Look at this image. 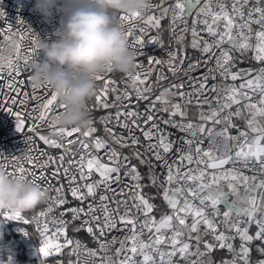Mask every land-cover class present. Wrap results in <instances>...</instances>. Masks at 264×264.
<instances>
[{
    "label": "snow or ice",
    "instance_id": "snow-or-ice-1",
    "mask_svg": "<svg viewBox=\"0 0 264 264\" xmlns=\"http://www.w3.org/2000/svg\"><path fill=\"white\" fill-rule=\"evenodd\" d=\"M163 2L164 0H161L159 4L150 2L147 7V10L159 8V16L152 14L145 18L144 13L140 12L119 15L120 27L128 38H132L129 39L130 48L137 57H140L145 54L143 49L146 43H160L159 37L152 36L147 40L146 37L150 28H160L161 21L168 15L169 9H171V31L175 33L179 24H183L184 27L180 28V32L187 33L189 28L185 16L192 15V10L195 9L196 19L193 20L191 27L190 46L199 50L202 57L189 62L183 69L182 65L186 57H181L177 51H170L166 61L149 57L147 70L143 69L142 63H136L137 71L126 74L131 82L133 93L125 89L111 102L108 100L109 94L116 93L118 90L112 87L115 81L107 78L112 72L108 69L95 77L96 81H103V85L95 90L96 104L93 108L87 106L89 113L99 107L117 108L114 116L109 114L106 117H100V122L105 124V131L110 134L114 144L119 145L120 148H131L133 157L140 164L148 166L150 186L157 187L158 180L153 173V168L156 166L153 160L167 170L166 179L161 180L158 187L162 191L163 200L171 209V214L165 213L159 220L151 215L156 206L151 202L153 198L143 194L144 188L149 185L141 183L144 177L138 167L131 164L129 156L122 155L120 151L112 147L108 140L95 135L97 128L94 126L93 119H90L87 129L57 126L55 117L64 109V106L59 103L57 93L47 85L39 89L42 92L41 95H37L38 89L31 86V98L38 103L27 113L13 111L12 107L5 103L10 101L12 106L25 105L30 95V92L25 90L28 87L26 80L29 81L30 65L38 53L35 47L29 48L24 43L23 35L20 42H17L11 30L7 35L0 34V97H2L0 109L7 108L9 113L15 116L18 132L34 133L45 145L64 149V154L57 157L49 156L46 152L33 157L30 155L33 149L29 148V155L24 159L32 165V168L26 169L24 163L14 157L11 161L12 170L8 171L14 178L19 176L38 187H40L38 181H43L47 185L42 190L44 197L48 196L50 190L56 193L54 198L48 196L52 202L45 210L34 215L31 221L18 211L0 212V217L5 221L17 220L24 224L30 222L37 224L40 235L43 237L41 246L38 248L41 257H50L53 254L52 249L59 253L63 248H70L69 255H75L76 261L70 260L69 264H78L81 255L86 257L83 264H179L174 260L178 254L185 264H213L210 253L214 248L219 247L227 249L232 254L231 260H224L221 264H250V246L254 241L261 242L256 251L264 255V178L258 179L255 174L259 173L264 177V66L258 69L237 68L236 71H232L237 66L231 54L235 50L243 56L251 51L252 58L264 65V6H260V0H256V6L249 7L245 13L243 9L249 5L250 0H233L230 13L225 0H215V7L213 0H204L203 3L201 0H195V2L175 0V3L168 7H163ZM0 16H3L2 11ZM198 22L204 25L200 31L196 26ZM221 22H223L222 27ZM254 24L258 25V29H253ZM201 31H206L215 39L210 43L201 37ZM184 38V35L177 36L176 43L183 47ZM30 43L35 44V40H31ZM225 44L230 47L225 48ZM6 48H11L15 56L13 57L11 53L4 55ZM214 49H219V55ZM210 61L214 62V67H207ZM152 64H166L168 71L173 75L183 71L185 76H189V73L200 68H206V72H201L198 77L189 76L191 83L188 86L193 89L192 92L183 91L185 84L182 82L171 85L152 99L151 84L145 86L151 74ZM160 73L157 75L158 81L167 78L163 75V69H160ZM217 75L222 81L230 78L233 82L238 79L242 82L238 86L235 83L209 85L208 81H215ZM4 87L7 88V92L3 91ZM172 89L178 91L172 92ZM208 91L216 93L215 106L206 95ZM168 92L178 96L182 103L169 100L165 95ZM193 98L199 108V123L188 119L187 106L193 103ZM142 101L147 103L144 110L140 111L139 103ZM157 103L160 104L159 108L156 106ZM204 104L209 106L207 111L203 110ZM160 113H167L169 118H163ZM177 116L180 117L179 120L175 119ZM234 117L245 121V129L239 128L234 123ZM113 119L121 128L127 130V136L116 134L112 127H107ZM29 120L31 126H28ZM209 122L212 127H208ZM221 124L223 127L216 130L215 125ZM45 127L49 129L48 134L39 131ZM133 128L139 130L144 141L148 142L143 152L140 150V147H143L142 141ZM168 128L185 134L178 137L179 145L177 140L172 139L173 133L168 131ZM232 128L237 129L236 135L230 134ZM205 134L209 140L207 148L203 147L204 141L199 138ZM28 139L35 144L33 137L29 136ZM74 144H79L86 152L80 155L79 160H68V167H65V156L76 155L70 147ZM233 147L237 149L235 160L232 155ZM174 149L175 153H173ZM101 150H103V157L100 155ZM168 154L174 155L171 163L167 158ZM39 157H47V159L40 163ZM7 161V157H3L0 161V168L6 171ZM194 163L198 166L203 164L204 167L195 169L187 167ZM229 163L243 164L244 168L254 174L245 175L235 166L226 169L224 166ZM52 164L56 165V169L51 175L58 177L62 172L68 181L67 190L70 191L72 198L80 202L79 206L67 209L71 212L73 221L81 220L80 227L73 230L79 232L82 228L86 229L98 245L96 249L87 248L79 239L68 237L67 228L70 222L66 220H59L55 230L49 234L47 218L53 211V204L59 206L67 203L64 198V185L53 186L50 178L44 174L47 167ZM73 164L77 166L79 178L71 174ZM37 168L41 170L40 175L36 174ZM209 169L213 171H208ZM122 170L125 177L135 182L132 185H125L131 193V196L125 199L118 198L127 195L123 189L117 191L112 187L113 184L121 183ZM94 173L98 174V180L92 179ZM189 183L192 186L186 187ZM241 187L243 195H241ZM230 195L235 197L231 202L228 201ZM89 198L91 202H88ZM129 199L132 201L131 206H129ZM196 201H199V204ZM220 204H224L226 210L221 211ZM61 215L63 216L64 213ZM233 215L237 218L234 221ZM217 217L223 218V223L230 231H234V235L218 231ZM41 218L45 220L43 227H40ZM189 218L190 224L187 222ZM201 225H203V234H201ZM253 225L257 230L254 234H250V228ZM113 231L125 234L122 238L111 236L109 239ZM169 231L171 235H168ZM146 233L147 240L143 239ZM209 233L214 237L215 243H209L203 239V236ZM185 236L188 240L183 239ZM236 237L240 240L238 250L232 242ZM61 239L63 243H54ZM191 240L196 242L195 252L191 251ZM201 243L205 251L200 250ZM117 244L119 247L115 248L114 258L109 253ZM160 245H170V250L162 249ZM193 255L197 257L196 260L190 259ZM121 256L123 258H120ZM137 256L142 257V260L138 261ZM157 256L159 261L156 259ZM206 256L208 258L204 259ZM41 264H44L43 260ZM256 264H264V259L258 260Z\"/></svg>",
    "mask_w": 264,
    "mask_h": 264
},
{
    "label": "built area",
    "instance_id": "built-area-1",
    "mask_svg": "<svg viewBox=\"0 0 264 264\" xmlns=\"http://www.w3.org/2000/svg\"><path fill=\"white\" fill-rule=\"evenodd\" d=\"M152 4H159L161 0H150ZM195 2V0H193ZM204 0H201V3H203ZM228 10L231 13V5L233 0H225ZM35 3L36 0H0V11L3 12V16H0V34L7 35L9 33V30H11L12 33H14V38L16 39L17 42H20V38L23 35L24 37V43L28 45L29 48L35 47V44H31V40H36L37 36L42 39V40H48V42H52L58 37L56 36V29L60 25V19H61V13L57 12L55 9L52 10V19L49 21H45L43 15L35 10ZM175 3V0H164L163 2V7H168L169 5H172ZM213 5L215 7V0H213ZM256 6V0H250V3L247 7H245L243 10L245 13H247L249 7ZM260 6H264V0H260ZM199 7V6H198ZM218 10V9H217ZM196 10H192V15H186L185 19H187L188 23V28L189 31L187 33H181L180 28H183V24H179L177 27V30L175 33L171 31L170 24H171V9H169L168 15L162 19L161 21V26L158 29H149L146 40L150 39L152 36L159 37L160 43H146L145 47L143 49L144 55L137 57V63H142L143 64V69L147 70L149 69V57H154L155 59H160L166 61L168 59V53L170 51H177L178 55L181 57H186L184 59V64L182 65V69L186 68L189 64V62H194L197 59H200L202 57V53L199 50L191 48V27L193 20L196 19L195 16ZM155 14L157 16L160 15V9L159 8H154L151 10H147L144 13L145 18L148 15ZM119 15L122 14H117V18ZM119 21V20H118ZM223 22H221V27H222ZM197 30L200 31L201 29L204 28V25L202 23H197ZM253 29H258V25H252ZM137 34L138 31H137ZM179 35H184V41H183V47L180 44L176 43V37ZM201 37L203 39L208 40L210 43L212 42L214 37H210L206 31H201L200 32ZM130 40L132 38H129ZM254 42V41H253ZM225 48H229L230 45L225 44ZM216 51L217 55H219V49H214ZM9 53L12 54V56H15L14 52H11L9 48H6L4 55H8ZM232 56L234 58V61L236 63L235 68L232 69V71H236L237 68L239 69H258L261 66L258 62H256L252 57L253 53L251 51L245 53L243 56H241V53L238 51L233 50L232 51ZM36 60L42 61L44 59V55L42 52H38V54L35 57ZM207 67H214V62L210 61ZM160 69H163V75H165L167 78L164 80H157V75L161 74ZM137 71V69L134 70V72ZM201 72H206V68H200L195 72L189 73V76L191 77H198ZM28 75H31V72L29 70ZM253 75H255V72H253ZM189 76H185L183 71L177 72L176 75H173L171 72L168 71V66L166 64L162 65H156L152 64L151 65V74L149 76V80L147 81V84H151L152 89H153V96L152 99H155L156 95H159L162 91L165 89H168L171 87L173 84H180L184 83L185 87L182 89L185 92H192L193 89L190 88L188 85L191 83L189 80ZM108 79L114 80L115 83L112 85V87H115L118 91L116 93H110L108 100L111 102L115 100V96L119 94L120 92H123L125 89H127L130 93H133V89L131 87V82L127 79V75L117 72V71H112L110 74L107 76ZM242 82V80L238 79L237 81L233 82L229 78L227 81H222L219 75H217V79L215 81L209 80L208 84H220V83H226V84H233L235 83L237 86ZM6 84V81H5ZM26 84L28 87L25 89L26 91L30 92L29 97L26 99L25 105H20L17 104L15 106H12L10 101H5L6 104H8L9 107H12L13 111H22L23 113H27L31 111L32 108L36 106L38 103L37 100H34L31 98V85L29 81L26 80ZM103 81H97L96 88L102 87ZM198 87V84L196 85ZM4 92H7V88H3ZM178 91L177 89H172V92ZM37 95H41L42 92L38 89L37 90ZM165 95L168 97L169 100L172 102H181L180 98L178 96H173L170 92L165 93ZM207 97L209 100L212 101V105L215 106V99L214 97L216 96L215 92L208 91L206 93ZM2 98V97H0ZM258 98V96H257ZM21 99H25L24 97H21ZM92 101H95V96L91 99ZM135 103V100L133 99V104ZM147 102H140L139 103V110L143 111L145 108V104ZM95 104H92L88 102V107L93 108ZM157 108L160 107V104L157 103ZM188 106L194 107L196 110V116L194 118H190L188 116V119L193 120L194 122L199 123L198 120V112L199 108L196 105L195 98H193V103L189 104ZM208 104L203 105V110L207 111L208 110ZM235 108V106H234ZM234 110V109H233ZM117 108H108L104 109L102 107L99 108H94L93 111L90 112V118L94 120V126L97 128V132L95 133L96 136L103 137L105 140H108L109 144L112 147H115L118 151L122 153V155H127L131 159V164L136 165V159L133 157V150L131 148H120L119 145H116L112 142L110 138V134L105 131V124L100 122V117H106L109 114H114L116 113ZM189 114V113H188ZM247 115V113H244ZM163 118L167 119L168 114L167 113H160ZM123 120V117L121 118ZM175 119L179 120L180 117H175ZM234 123H236L239 128L245 129V121L241 120L239 118H233ZM130 123V121H129ZM28 126H31V121H28ZM107 127H112L114 129V133L116 134H123L124 136L128 135L127 130L121 128L118 124H116L115 119H113L110 123L107 124ZM161 127H166L164 125H161ZM208 127H212L211 122L208 123ZM223 125H215V129L219 130ZM43 134H48L49 129L47 127L43 129H39ZM133 131L137 136L140 137L143 147H140V150L143 152L145 151V148L147 146V141H144L142 134L139 132V130L133 128ZM168 131L173 133L172 139L177 140V144L179 145V140L178 137H182L185 134L178 132L176 129L173 128H168ZM230 134L231 135H236L237 134V129L232 128L230 129ZM251 135V134H250ZM31 136L35 140V144H33L28 137ZM200 139H203L204 144L203 147L207 148L209 144V140L207 138V135L205 134L204 136L199 137ZM230 143H237V142H230ZM73 151L76 152L75 156L72 155H66L65 156V167H68L67 161L68 160H79L80 155L84 154L86 150L82 149L79 144H74L70 146ZM32 148L33 151L30 153L31 156L37 157L39 153L41 152H46L49 156L57 157L61 154H64V149H57V148H52L49 145H45L43 141L39 140V137L36 136L34 133H29L27 131L25 132H18L16 130V120L15 116L11 115L7 108L0 109V156L7 157L8 158V168L7 171L12 170V163L11 161L13 158H19L23 163L24 167L26 169H31L32 165L27 163V161L24 159L25 156L29 155L28 149ZM237 149L235 147L232 148V155H233V160H235V151ZM173 153H175V149L173 150ZM100 155L103 157V150H101ZM150 155V154H148ZM178 155V154H175ZM3 157H0V161L3 160ZM147 158V156L145 157ZM168 160L169 163L172 162L174 159L173 154H168ZM47 157H39V162L43 163L44 160H46ZM205 159H207L205 157ZM104 161L106 162V157L104 158ZM121 163H123V160H121ZM154 165H156L153 168V173L156 175L158 178L157 180V186L159 185V182L161 180L166 179L167 175V170L164 168H161L159 166V162H156L153 160ZM235 166L236 168L242 170L245 175H253L254 173L252 171H248V169L244 168L243 164L236 163L233 165V163H229L225 165L224 167L226 169L232 168ZM189 168H203L204 165H196L191 164L187 165ZM77 166L73 164L71 166V174L77 175V178H79V173L76 170ZM56 165L52 164L47 167L45 170V175H47L53 186L59 187L61 184L64 185L65 187V196L64 198L67 200V203L65 205H55L53 204V211L49 214L47 218V223L49 226V234L55 230L56 223L59 220H66L69 221V225L67 228V235L70 238L74 239H79L82 244H84L87 248L91 249H96L98 245L94 242L92 236L87 233L86 229H81L79 232H75L73 229L80 227L81 225V220H72V214L71 212H68L67 209L72 208V207H77L79 206L80 202L76 201L74 198H72L70 191L67 190V185L68 181L67 178L61 174L58 177H53L51 174L55 171ZM208 171H213L209 169ZM41 170L39 168L36 169V174L40 175ZM257 175V178H264L262 177L259 173H255ZM121 183L119 185L113 184L112 187L117 189L119 191L120 189H123L124 192L127 194L125 197H118L120 199H125L131 196V193L129 192V189L125 187V185H132L135 182L132 181L129 177H125L123 174V170L121 171ZM31 179V177H29ZM93 180H98L99 176L98 174L94 173L92 176ZM40 183V188L43 190L45 187H47L46 184L43 183V181H38ZM83 183V182H82ZM183 183V181H181ZM192 184L189 183L186 185V187H191ZM161 190V189H160ZM225 191H227V188H225ZM144 194V193H143ZM162 194V191H161ZM98 195H99V190H98ZM108 195H112V193H108ZM48 196L50 197H55L56 193L54 191H49ZM48 196L44 198V201L39 204L37 207L30 211H26L21 213L26 219L31 221V218L34 215H38V213L41 210H45L48 207V204L51 203L52 201L49 200ZM98 198V197H97ZM91 202V198H89V201ZM197 204H199V201H196ZM132 201L129 199V206H131ZM221 211L226 210V207L224 204L219 205ZM4 211H9V210H0V212ZM133 212L135 213V210L133 209ZM61 213H64L62 216ZM168 214H171V209L169 208ZM237 218L235 215L232 217V220H236ZM246 219V218H245ZM189 224L191 223V219L187 221ZM216 222L218 223V231H225L227 235H234V231H230L228 229V226L223 223V218L222 217H217ZM45 223L44 218H41L40 221V227H43V224ZM255 225H253L250 228V234H254L256 231ZM25 233H28L27 235ZM124 232H117L113 231L109 235V239H111V236H117L119 238H122ZM194 234V233H193ZM201 234H203V225H201ZM168 235H171V232H168ZM195 235V234H194ZM148 234L146 233L143 237V239L147 240ZM184 239V237H183ZM188 239V237H187ZM203 239L209 243H215L214 237L209 233L207 236H203ZM43 240V237H41L40 232L37 228V224L35 222H30L29 224H24L22 221H17V220H7L5 221L2 217H0V264H18L17 262V256L21 253L25 254L29 260H32L31 264H41V260L44 261V264H69V261H76V256L75 255H69L70 248H63L59 253L55 252L54 249H52V255L50 257L44 258L41 257L38 248L41 246V242ZM193 241V240H191ZM190 241V243H191ZM59 242L63 243V240L61 239L60 241H54V243ZM234 246L239 249V244L240 240L238 237L234 241H232ZM258 243V246L261 245L260 241H254ZM253 242V243H254ZM119 247V244L115 245L111 252L109 253L115 258V248ZM162 249L165 250H170V245H160ZM214 249H220L219 247H216ZM196 250V249H195ZM195 250L191 249L192 252H195ZM200 250L205 251L203 243L200 244ZM223 250V249H222ZM227 250V249H225ZM131 255V253H128ZM232 255V254H231ZM207 257V256H206ZM204 257V259H206ZM86 257L81 255L80 261L78 264H83V261ZM120 258H123L121 256ZM136 259L142 260V257L137 256ZM157 261H159V257H156ZM191 260H196L197 257L195 255L190 257ZM264 259V255H261L258 251H256L255 248H251L250 251V264H256L258 260ZM174 260L178 261L179 264H185L184 260H181L179 258V254L177 257L174 258Z\"/></svg>",
    "mask_w": 264,
    "mask_h": 264
},
{
    "label": "clouds",
    "instance_id": "clouds-1",
    "mask_svg": "<svg viewBox=\"0 0 264 264\" xmlns=\"http://www.w3.org/2000/svg\"><path fill=\"white\" fill-rule=\"evenodd\" d=\"M150 0H36L35 10L45 21L52 10L61 13L58 39L48 42L37 36L35 48L42 61L30 65L29 83L40 89L47 85L57 93L64 109L55 117L61 128L87 129L88 102L94 97L95 77L108 69L134 72L137 55L119 25L117 14L145 13ZM11 51V48H9ZM36 184L13 177L0 168V210L26 212L44 201Z\"/></svg>",
    "mask_w": 264,
    "mask_h": 264
},
{
    "label": "trees",
    "instance_id": "trees-1",
    "mask_svg": "<svg viewBox=\"0 0 264 264\" xmlns=\"http://www.w3.org/2000/svg\"><path fill=\"white\" fill-rule=\"evenodd\" d=\"M188 116L190 118H194L196 116V110L189 111ZM137 167L140 170L141 175L144 177L141 183L145 185H149L148 187L144 188L143 193L146 197L153 198L151 202L156 206L151 215L155 216L156 219H158L160 218L161 215L168 213L169 208L166 202L162 198L161 190L159 189V187L150 186V181L148 179L149 176L148 166L146 164H140L139 161H137ZM211 254H212L211 259L213 264H216L217 261H220L225 257L230 256V254L226 253L225 251H221L217 249L213 250ZM17 262L18 264H31L32 260H29L25 254L21 253L17 256Z\"/></svg>",
    "mask_w": 264,
    "mask_h": 264
},
{
    "label": "crops",
    "instance_id": "crops-1",
    "mask_svg": "<svg viewBox=\"0 0 264 264\" xmlns=\"http://www.w3.org/2000/svg\"><path fill=\"white\" fill-rule=\"evenodd\" d=\"M241 195H243V188L241 187ZM232 196L230 195L229 197H228V199L229 198H231ZM225 206V205H224ZM234 216V215H233ZM257 246H258V243H256V242H254V243H252V245L250 246L251 248H257ZM213 250H215V249H213ZM217 250H221V251H225L226 253H228V254H230V256L229 257H225L224 259H222V260H220V261H217L216 262V264H221V262L222 261H224V260H231L232 259V255H231V253H229L228 252V250H225V249H217ZM210 256H211V258H212V254L210 253ZM208 257H206V259H207Z\"/></svg>",
    "mask_w": 264,
    "mask_h": 264
},
{
    "label": "rangeland",
    "instance_id": "rangeland-1",
    "mask_svg": "<svg viewBox=\"0 0 264 264\" xmlns=\"http://www.w3.org/2000/svg\"><path fill=\"white\" fill-rule=\"evenodd\" d=\"M89 102L92 103V104H96V102H94V101H92V100H90ZM191 110H195V108H194V107L187 106V111H188V113H189V111H191ZM137 161H138V160H136V166H137ZM138 170H139V169H138ZM139 171H140V170H139ZM234 199H235V197L232 196L231 198L228 199V201L231 202V201L234 200ZM157 220H159V218H158ZM194 234H195V233H194ZM194 234H193V235H194ZM184 239H185V240H188V239H187V236H185ZM191 244H192V248H191V249L195 250V244H196V242L193 240V241H191Z\"/></svg>",
    "mask_w": 264,
    "mask_h": 264
}]
</instances>
